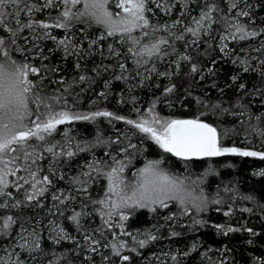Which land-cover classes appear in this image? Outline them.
I'll return each mask as SVG.
<instances>
[{"label": "trees", "instance_id": "trees-1", "mask_svg": "<svg viewBox=\"0 0 264 264\" xmlns=\"http://www.w3.org/2000/svg\"><path fill=\"white\" fill-rule=\"evenodd\" d=\"M175 0H173L174 2ZM29 4L42 5L39 0H27ZM216 2L221 8V12L214 15L217 20L223 16L234 17L236 13L232 10L228 11V0H189L187 4V14L181 16L180 13L185 11L183 4L178 2L172 9L171 14H165L157 9L153 4L149 3L148 7L152 9L151 13H147L150 24L163 25L172 24L173 21L181 20L183 26H194L193 19L200 16L202 8L207 3ZM256 5L252 9V16L241 17V21L252 27L264 28V4L261 2L253 3ZM12 5L4 9L10 12ZM23 8V5H19ZM109 9L115 13L117 9L110 2ZM14 12L16 7L12 9ZM75 9H73L74 11ZM62 11L59 6L58 10H42L49 14L45 18L40 14L36 18L37 21H51V18L57 17ZM16 18L20 19L22 24H26L22 15V11L18 16H9L7 21L0 25V39L5 40L2 46L4 50L9 52L12 59L18 63L28 62L38 68H47L49 71H42L40 77L30 74L29 79L38 86L41 95H50L53 92L57 94H65L68 104L72 106V111L78 113H88L94 111H110L116 115L123 116L132 120H147L153 116L161 119L177 118L191 119L201 118L207 122L214 123L218 128L235 129V133H229L221 140L223 147H236L253 151H264V142L262 137L257 133H248L244 130L248 117L262 116L264 117V77L258 72L244 73L242 69L234 65L231 61L237 57L244 59L251 57V65L253 68H259L258 59H264V50H257L261 41H264V34L247 41L236 42L229 39L226 51L229 55H225L220 51V35L224 31L223 23H213L211 38L202 35L198 46L192 45L186 47L185 43L194 39L191 34L183 32L182 27L177 25L173 31L177 34H183L185 40L175 41V52L168 49L169 55L162 59L153 55L147 57V63L136 69V65L131 58V54L127 51L131 47V40H124L122 44H117L116 40L119 35L114 37L108 36V42L114 43L115 51L120 55L117 57L108 50L107 41H97L99 36L105 30L102 26L83 19L73 22L68 29H53L57 39L71 37L73 44L79 45L80 54L74 51L72 54H66L62 47H57L56 42L39 41V45L34 47V43H29L27 36L28 28H23L16 36L9 32V27L17 29ZM40 19V20H39ZM254 21V23H253ZM8 28H7V27ZM66 31L68 34H66ZM132 37L140 38V42L144 43L145 39L140 29H136ZM167 31H160L157 36H167ZM17 36L19 38H17ZM15 40V43H12ZM95 42L94 47H89L90 43ZM211 44L209 49L208 44ZM102 48L100 49V47ZM139 47V45H137ZM33 48V50H30ZM42 49L40 56H46L47 59H41L36 53ZM176 53L181 55L187 54L192 57L191 62L180 61L177 69L173 61L178 59ZM124 62L128 69L125 73L127 80H116L115 75L119 74L118 63ZM79 64V68L76 66ZM190 64H196L200 71L191 73ZM155 66L156 71H146ZM103 66H109V70L105 71ZM134 69L142 73L137 76ZM212 71L209 72L208 70ZM168 72L172 75L164 76L157 73ZM80 75L91 78V83L85 81L79 83ZM239 75L240 79L233 82L231 77ZM201 76L203 79H201ZM142 77H147L143 79ZM63 79L64 84H58L56 81ZM73 81H76L73 84ZM110 81L109 87H105V82ZM240 83L246 84V88L241 90L237 86ZM69 84L72 87L68 89L70 95L64 93V89ZM171 85H175V91L165 94V89ZM257 89L260 92H257ZM223 90V91H221ZM106 93L101 96L100 93ZM256 93L249 95L248 93ZM211 106L219 103L222 107L228 108L229 113L219 116H211L209 114L201 115L203 111L202 105ZM155 106V111L149 113L148 109ZM240 105H246L248 111L244 115H239ZM231 113H238L232 115ZM253 123H257L253 121ZM264 129V124L260 125ZM64 132L74 138L75 142L93 141L100 133L105 139H115L120 136L124 139L125 133H131L130 140L133 144H137L141 151L134 153L132 163L125 169V177L132 179V173L144 166L148 160L163 159L165 163L162 167L169 171L172 175L185 180V184L190 181L199 180V189L193 192L198 195L202 190L204 195L209 199L219 197L225 201L222 205L209 204L204 212H201L200 219L206 220L209 226L203 228L197 226L194 229L181 227L188 225L195 216L193 210L192 216H178V219L168 221L165 225L164 216L176 213L178 215L180 206L175 202H169V208L159 209L152 213L147 210H137L126 222V230L136 233L152 228L153 232L160 236L157 241L151 242L145 248H137L136 252L125 249V255H130L131 260L123 262V264H175L172 257L175 256L179 264H253V259L264 261V211H261L260 205H264V177L257 175L258 172L264 171V160L256 157H240L233 154H227L219 157H205L190 163L186 168L184 162L171 157L170 154L163 153L158 146H154V142L146 137L145 134L138 133L132 126L127 125L124 121L112 120L104 117H97L95 121H77L72 124L59 125L54 139L62 141ZM117 145H112L105 149L98 147L92 153L81 152L67 163H61L58 167V173L63 174L64 179H60L59 175H53L49 171L51 157L41 159L39 167L41 171L38 173V179L44 175H48L52 180L51 185H47V191L43 196L39 197V202L43 207H21L18 209L0 208V218L12 215L16 218V223L9 229V234H0V264L6 261L3 255L7 249L12 248L16 238L21 233V223L26 229H38L41 244L40 251H34L29 254L21 255V263L19 264H65L64 255L67 256L71 264H102L99 254L90 253L84 247V235L93 233L95 237L99 233L93 232L94 229L100 227L101 221L98 215L92 214L82 220L83 228L78 231L76 226L67 217L72 215L73 210L81 211L80 204L82 200H86L85 194L77 189L79 185L70 183V179L80 174L81 166L91 162L92 156L98 160H107L104 155L105 151L112 152ZM75 151V148L73 147ZM130 151H134L130 149ZM120 158H124L123 153ZM205 173H208L206 176ZM22 173H18L20 175ZM11 182L15 177L9 176ZM27 187V186H25ZM39 187V185H38ZM101 189L106 190V182L101 180L91 183L88 195L91 198H100L102 196ZM230 189V191H225ZM8 191L13 193L17 199H23L22 192H17L15 188L9 186ZM64 193L65 196L75 197V199H67L65 203L54 201V194ZM252 196V200H246L242 197ZM64 199V196L61 197ZM7 203L11 201L8 198H0ZM35 204V202H33ZM231 205L232 215L225 216L223 213L229 210ZM244 208H252L253 212L248 213L242 211ZM52 211L49 212L48 210ZM219 209V210H217ZM91 205L88 211L91 212ZM61 213H63L61 215ZM27 218V220H25ZM53 224L63 227L64 230L75 237V240L82 246L74 251L76 245L71 241H61L59 244H53L49 238L50 228ZM225 224L232 227L252 228L259 235L253 237L247 231H239L223 235L210 225ZM154 225H160L159 231L153 228ZM179 232L177 237H170L169 232ZM112 231L119 233V229ZM108 241L113 237L106 234ZM127 240L130 245L133 241L130 237H121ZM252 243L249 244L248 241ZM104 241H101L100 252L104 255H110V250L103 247ZM197 245L196 250L192 249V245ZM134 246V245H133ZM188 252V255H184ZM63 254V255H62ZM91 256V260L88 257ZM8 264H14L11 257ZM121 264V262L113 257L109 264Z\"/></svg>", "mask_w": 264, "mask_h": 264}, {"label": "snow or ice", "instance_id": "snow-or-ice-1", "mask_svg": "<svg viewBox=\"0 0 264 264\" xmlns=\"http://www.w3.org/2000/svg\"><path fill=\"white\" fill-rule=\"evenodd\" d=\"M112 3L117 9L115 13L108 7ZM181 2L185 11L180 13L181 16L187 14V4L189 0H176ZM149 3L155 4L157 9H160L165 14L170 15L175 7L173 0H44L42 5L29 4L27 0H0V25H3L9 16H18L20 11H25L29 17L26 24H22L18 19L16 24L17 29L9 27V32L16 34L23 28H28L34 34L37 30H42V36L45 39L56 40L47 30L55 28L68 29L69 26L77 20H85L93 22L104 28L105 34L109 37L119 35L124 40H131V47L128 52L131 54L136 69L147 63V57L156 55L159 58L169 55L168 49L175 52V41L185 40L183 34H177L173 29L180 25L183 32L191 34L194 38L190 42H186L185 46L199 44L202 35H207L211 38L213 23H223L224 31L220 35V51L225 55H229L226 51L227 44L224 43L229 39L240 42L255 39L264 34V28L252 27L241 21V17L252 16V9L256 5L248 4L247 0H228V11L239 8L243 3L244 7L239 8V11L234 17L223 16L217 20L215 14L222 10L216 2L207 3L202 8L200 16L193 19L194 26H183L181 20L173 21L172 24L152 25L150 24L147 13L152 9L148 7ZM23 5L20 8L19 5ZM9 5L15 6L14 12H5L4 9ZM62 7V11L57 17L51 18L54 23L50 24L45 21H35L32 16L35 12H40L43 9H52L54 7ZM73 9H75L73 11ZM254 23V21H253ZM140 29L141 34L145 39L144 43L140 42V38L132 37V33ZM167 31V36H157L160 31ZM17 38H19L17 36ZM36 38H41L39 34ZM103 38V36L101 37ZM15 43V40H12ZM92 43H95L94 41ZM5 44L4 39H0V198H8L11 202L7 203L0 200V208L18 209L23 207H43L39 202V197L43 196L47 191V185L52 184V180L48 175H44L38 179V173L41 171L39 161L47 157H51L49 171L53 175H59L60 179H64L63 174L58 173L59 165L67 163L81 152L92 153L94 149L103 147L105 149L112 145H117L112 152L105 151L104 155L107 160H98L95 155L92 156L91 162L81 166L80 174L72 177L70 183L79 185L77 189L84 193L86 200H82L80 204L81 211L73 210L72 215L67 217L80 231L83 228L82 220L92 214L99 216L100 227L93 230L99 233L95 237L93 233L84 235L83 247L90 253L99 254L102 264H109L113 257L117 258L121 264L131 260L130 255L123 254L125 249L131 252H136L137 248H145L151 242L160 239V236L153 232L152 228L136 233L126 230V222L135 215L137 210H147L155 213L159 209L169 208V202H175L180 206L178 215L176 213L164 216L165 225L168 221L175 222L178 216H192L193 210L195 216L192 217L191 223L181 225L188 229H194L199 226L201 228L209 226L206 220L197 218L201 212H204L209 204L222 205L225 201L221 198L214 197L209 199L202 190L198 195H193L194 191L199 189L200 181H190L185 184L184 179H180L166 171L162 165L165 163L163 159L148 160L143 167L132 173V179H127L124 175L125 169L129 167L134 158V153L141 151L137 144H133L130 140L131 133H125L124 139L120 136L115 139H105L102 134L97 133L93 141L75 142L74 138L70 137L67 132H64V139L56 141L54 134L59 125L72 124L77 121H95L97 117H104L112 120L124 121L127 125L132 126L138 133L145 134L148 139L154 142V146H158L163 153L170 154L171 157L184 162L187 168L190 163L205 157H219L227 154H233L240 157H256L264 160V151H253L240 149L236 147H223L221 140L230 132L235 133V129L218 128L214 123L207 122L199 117L191 119L167 118L161 119L158 116H153L151 120H132L126 119L110 111H95L91 113H78L72 111V106L68 104L65 94H57L53 92L50 95H41L38 91V86L29 79V75L40 77L42 71L46 72L49 69L38 68L28 62L18 63L12 59L7 50L2 47ZM57 45L63 47L66 54H72L73 48L68 43V38L60 39ZM139 45V47H137ZM91 47V44L89 45ZM209 49L211 44H208ZM109 52L115 56L120 53L115 51L109 45ZM257 50H264V41H261ZM42 49L36 53V56L41 59H47L46 56H40ZM76 54H80V49H75ZM178 59L173 61L178 69L180 61L191 62L192 57L187 54L176 53ZM251 57L233 59L231 62L239 66L244 73L258 72L261 77H264V59H258L259 68H253L251 65ZM79 68V64L76 65ZM105 71L109 70V66H103ZM119 74L114 76L116 80H127L125 73L128 72L126 64L120 62L117 65ZM134 69L137 76H142V73ZM146 71L155 72V66ZM191 73L200 71L196 64H190ZM209 72L212 70L209 69ZM157 75L171 76V73H157ZM147 77H142L146 79ZM43 79V77H40ZM201 79L203 77L201 76ZM235 82L240 79L239 75L231 77ZM79 83L89 81L91 78L80 75ZM58 84H64L63 79L56 81ZM76 81H73L75 84ZM110 81L105 82V87H109ZM72 87L69 84L64 89V93L70 95L68 91ZM175 85H171L165 89V94L175 91ZM243 90L247 86L240 83L237 86ZM223 91V90H221ZM257 92H260L257 89ZM249 95L256 93L249 92ZM105 96L106 93H100ZM203 111L201 115L209 114L211 116H219L229 113L228 108H224L221 104L216 103L208 106L203 101L199 102ZM239 115H244L248 111L246 105H240ZM155 111V106L148 109L149 113ZM237 115L238 113H231ZM256 121L257 123H253ZM264 124V117L254 116L248 117L244 130L248 133H257L264 138V129L260 125ZM155 125V126H153ZM264 142V139H262ZM75 148V151L73 150ZM130 149L134 151H130ZM123 153L124 158H120ZM18 173H22L18 175ZM207 176L208 173H205ZM257 175L264 177V171H260ZM15 177V180L9 181L8 177ZM106 182V190L101 189L102 196L100 198H91L89 187L91 183L97 181ZM39 185V187H38ZM9 186L15 188L17 192L23 190V199H17L13 193L8 191ZM27 186V187H25ZM230 191V189H225ZM64 196V199L61 197ZM246 200H252V196L242 197ZM52 199L65 203L67 199H75V197L65 196L64 193L54 194ZM35 202V204H33ZM91 205V212L88 211ZM261 211H264V205L259 206ZM219 210V209H217ZM49 212L52 210L49 209ZM244 212L252 213V208L242 209ZM63 213H61L62 215ZM225 216L232 215L231 205L229 210L223 213ZM27 220V218H25ZM16 223V218L12 215H7L0 218V234H9V229ZM223 235L229 233L247 231L251 236L255 237L259 233L252 228L232 227L225 224L210 225ZM20 243L19 247L32 253L41 249L38 229L33 228L28 231L21 223ZM160 225H154L156 232L159 231ZM119 229V233L112 231ZM106 234H111L113 239L108 241ZM180 233L176 231L169 232L170 237H177ZM121 237H130L133 245H130L127 240ZM49 238L53 244H59L61 241L74 242L77 251L82 247L75 237L67 233L63 227L56 224L51 226ZM104 241L103 247L110 250V255H104L100 252L101 241ZM252 243L251 240L248 241ZM197 245L193 244L192 249L196 250ZM63 255V254H62ZM184 255H188L185 252ZM65 264H71L67 256L64 255ZM91 260V256L88 257ZM175 264L179 261L175 256L172 257ZM53 264V262H49ZM115 264V262H113ZM253 264H264V261L256 258L253 259Z\"/></svg>", "mask_w": 264, "mask_h": 264}, {"label": "rangeland", "instance_id": "rangeland-1", "mask_svg": "<svg viewBox=\"0 0 264 264\" xmlns=\"http://www.w3.org/2000/svg\"><path fill=\"white\" fill-rule=\"evenodd\" d=\"M39 2L41 3V4H43V2H44V0H39ZM175 2V4L177 5L178 4V2H176V0L174 1ZM247 2H248V4H253V3H258V2H261V3H263L264 4V0H247ZM151 4H153V3H151ZM154 6H155V4H153ZM13 7L14 6H11V8H10V12H12L13 10ZM244 7V4L243 3H241L240 4V6H239V8H243ZM56 10H58V8H59V6L58 7H54ZM54 8H52V9H54ZM239 8H237V9H233V11L235 12V13H237L238 11H239ZM45 10H48L47 8H45L44 9V12H45ZM49 10H51V9H49ZM44 12H42V11H40L39 13L40 14H42L45 18H48L49 17V14H47V13H44ZM152 12V11H151ZM151 12H149V13H151ZM39 13L38 12H35L34 14H33V16H32V19L33 20H35V21H37L36 20V18L38 17V15H39ZM22 15H23V18L25 19V20H28L29 19V17H28V15H27V13L25 12V11H22ZM39 18V17H38ZM19 20L20 21V19L19 18H16V20ZM15 20V21H16ZM40 20V19H39ZM45 22H47V23H50V24H52V23H54V22H51V21H45ZM7 27V26H6ZM8 28V27H7ZM53 29H57V28H55V27H52V28H50V29H48L47 31L48 32H50V34L52 35V36H54L55 37V35L53 34L54 33V31H53ZM28 33L29 34H27V36H25L26 38H28V42L30 43H34L35 45H34V47L33 48H35L36 46H38L39 44V41H51V42H56V44H57V41L58 40H60V39H57L56 38V40H52V39H45V38H43V36H42V30H37V32H36V34H34L31 30H29L28 29ZM37 34H39L40 35V37L41 38H39V39H37L36 38V35ZM66 34H68L67 33V31H66ZM103 36V38H101ZM68 38V43L72 46V48H73V52L75 51V49H80L81 47L79 46V45H77V44H73L72 42H74L73 41V39H71V37H67ZM62 39H65V38H62ZM100 40H102V41H107L108 42V36L106 35V34H101L100 36H99V38L97 39V41H100ZM124 41V39H122L121 37H119L117 40H116V42H117V44H122V42ZM227 41H225L224 43H226ZM91 44V47H94V45H95V43H90ZM114 43H112V42H108V46L109 45H111L112 46V48L113 49H115V46L113 45ZM57 47H60V46H57ZM33 48H31L30 50H33ZM63 48V47H62ZM102 48V46L100 47V49ZM108 49H109V47H108ZM64 50V49H63ZM72 52V53H73ZM95 112V111H94ZM88 113H91V112H88ZM147 120H150V119H147ZM153 126H155V125H153ZM50 230H51V228H50ZM49 230V231H50ZM30 231H32V230H29V232ZM21 241H20V235L16 238V241L14 242V244H13V246H12V248H10V249H7L6 250V253L3 255V258L6 260L5 262H4V264H8V260L10 259L9 257H11V259H12V262L14 263V264H19V262L21 263V255H23V254H29V252L28 251H25L24 249H22L21 247H19V243H20Z\"/></svg>", "mask_w": 264, "mask_h": 264}]
</instances>
